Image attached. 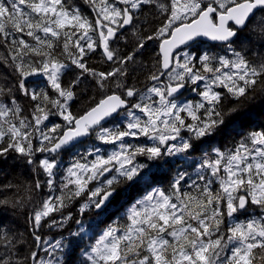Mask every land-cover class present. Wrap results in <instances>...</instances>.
Here are the masks:
<instances>
[{
  "label": "snow or ice",
  "instance_id": "obj_1",
  "mask_svg": "<svg viewBox=\"0 0 264 264\" xmlns=\"http://www.w3.org/2000/svg\"><path fill=\"white\" fill-rule=\"evenodd\" d=\"M83 3L91 16L74 0H0V66L8 73L0 74V160L13 156L37 177L0 185V192L12 191L0 196V214L28 209L26 234L0 219V264H69L78 240L91 239L95 221L85 220L86 213L102 212L118 190L147 180L144 174L165 157L195 160L188 154L216 135L226 117L264 98V53L249 57L254 31L264 47V0ZM128 28L137 40L122 54L112 45ZM200 38L216 42L219 51H191ZM149 42L158 47L147 64L137 57ZM97 52L106 70L89 64ZM72 67L78 71L65 84ZM85 80L93 95L74 111L89 91H77ZM21 95L29 100L27 111ZM93 136L100 147L85 145ZM199 160L196 179L177 173L167 189L153 187L136 200L126 223L104 228L81 249L82 264H254V250H264V129ZM77 200L79 218L65 215ZM246 212V219L237 218ZM73 219L76 228L67 237L39 234ZM26 236L35 248L21 255Z\"/></svg>",
  "mask_w": 264,
  "mask_h": 264
},
{
  "label": "trees",
  "instance_id": "obj_2",
  "mask_svg": "<svg viewBox=\"0 0 264 264\" xmlns=\"http://www.w3.org/2000/svg\"><path fill=\"white\" fill-rule=\"evenodd\" d=\"M75 4L80 7V9L91 16L90 9L83 3V0H74ZM259 13L256 17H253L249 20V26L253 25L254 20L258 19ZM248 30L245 29V32ZM125 37V39H118L112 46L118 47L122 54H127L132 48L135 46L137 37L132 35L131 28H128L126 31L121 33ZM243 36V33L241 34ZM262 37L259 31H254L251 34L250 38V52L249 57L251 58L252 52L264 53V47L260 46V41ZM158 47L157 44L149 42L143 53L137 57V60H143L145 63L150 64L153 56L155 55V49ZM191 51H211L217 52L219 49L216 44H210L203 41H198L197 44L190 49ZM4 50L0 48V52ZM220 54H225L220 51ZM88 62L91 66L97 67L101 70H106L108 65L101 62L100 52H97L95 55H90L88 57ZM78 70L74 67L67 70L62 79L65 84L69 83L72 79H74L75 74ZM0 74H8L7 70L0 66ZM10 75V74H9ZM136 75V73H133ZM32 80L37 79L36 77H32ZM139 79L143 80L144 75L140 74ZM128 83H133L131 77L128 80ZM140 86V85H137ZM88 87L89 91L86 94L81 95L76 102L73 104V110H79V105L88 99L89 96L93 95L91 91V84L89 80H85L77 89L79 92L80 89H84ZM185 97L189 100L198 99V97L191 92H185ZM8 102V101H6ZM19 103L25 108L27 111L29 100L24 98L22 95L19 98ZM135 103V100L132 101ZM229 107L231 105H228ZM227 110V109H225ZM58 119V118H57ZM57 119L53 120V123L57 122ZM111 121L106 123L104 126H111ZM264 129V98L258 97L257 100L252 103L250 106H247L244 110L234 113L231 116L226 117V123L221 128V130L209 138L204 144L200 146V148L195 153H189V156L195 157V160L189 161L181 159V157H165V161H160V167L152 168L150 172H146L144 175L148 177L145 180L143 177L136 182H130L125 185L122 189L118 190L116 196L113 197L112 201L108 204L107 208H105L102 212H97L96 210H92L90 213L85 214V220L91 216L95 221L93 226L91 239L85 237L83 239L78 240V242L74 245L71 256L68 257L69 264H82L84 258L81 256V249L86 248L91 243H94L95 239L101 234V232L106 228L109 224L116 222L118 224H124L127 221V209L138 199L142 198L147 192L151 191L153 187H160L167 189L170 187L172 181L176 178L177 173L179 172H187L191 176V179H196V175L194 173V169L196 164L200 162L199 158L203 155L204 152H211L212 148H220L224 149L226 147L230 148L233 144L240 139L241 136L246 134L249 131ZM131 142H135L132 138H129ZM86 146H90L91 144H96L98 147L101 146V143L95 139L93 136L89 140L85 142ZM39 156V154H37ZM64 164L63 167H67L68 162L70 160V153L65 152L62 154ZM138 161L141 163H147L146 157H138ZM63 173L61 172L60 175ZM37 178L32 172L31 168L24 166L20 163H17L13 156H9L7 160H0V185L7 184L9 182L17 183V182H26L29 180H34ZM39 179L44 180L43 175L39 176ZM59 180V176L57 177ZM188 178L181 182L182 186H187ZM95 187V185H93ZM47 192V188L43 190ZM3 195H12V191L8 192H0V196ZM43 195V193H41ZM87 199V197H85ZM82 201L77 200L73 206L66 210L65 215L68 211H71L76 218H79V213L77 212V208L79 207ZM28 209L24 210H13L8 208L6 214H0V219H2L5 223H8L9 227L17 232V233H25L26 229V216ZM251 212H246L238 215V219L243 220L250 215ZM76 224L75 219H73L64 229H52L49 230L47 227L40 230V235L45 238L52 239H60L62 236L67 237L68 233L75 230ZM29 243L25 244L20 248L21 255L27 254L32 248H35V245L31 244V237L26 236ZM31 245V247L29 246ZM39 251V254L42 258H47L44 255L43 251ZM255 252V260L254 264H264L262 261V257H264V250L256 249Z\"/></svg>",
  "mask_w": 264,
  "mask_h": 264
},
{
  "label": "water",
  "instance_id": "obj_3",
  "mask_svg": "<svg viewBox=\"0 0 264 264\" xmlns=\"http://www.w3.org/2000/svg\"><path fill=\"white\" fill-rule=\"evenodd\" d=\"M199 41L207 42V43H210V44H216V42H213V41H211V40L208 39V38H200Z\"/></svg>",
  "mask_w": 264,
  "mask_h": 264
}]
</instances>
